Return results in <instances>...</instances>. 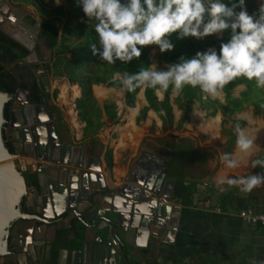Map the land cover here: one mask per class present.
<instances>
[{"label":"crops","instance_id":"obj_1","mask_svg":"<svg viewBox=\"0 0 264 264\" xmlns=\"http://www.w3.org/2000/svg\"><path fill=\"white\" fill-rule=\"evenodd\" d=\"M22 1L16 0L12 3L20 2L25 7L31 6L38 15L37 18L40 22V15L36 9ZM37 1L46 10L63 2V0H60L57 5L47 7L40 0ZM262 2L264 0H254V6L256 7ZM28 11L31 12V10ZM27 13L35 18L33 16L35 14ZM2 18L3 16L0 17V21ZM21 19L22 17H19L16 20L19 23L24 22ZM214 35L217 39L222 37V33ZM16 37L20 44L24 43L22 46L29 47L27 38L21 35ZM209 48H206V50ZM150 52L151 57L149 56ZM159 54V47L150 45L149 60L153 57V60H156L155 65L158 69H166L168 64L162 61ZM64 80L66 84L62 85V97H65L66 92L71 94V86L69 85L75 84L69 83L65 78ZM75 87L77 94L74 97L71 95L73 97L72 107L75 98L79 95L77 84H75ZM143 90L142 87L138 89L133 105L128 106L124 102L122 85L120 87H109L102 83L91 85L92 95L99 105L106 100L113 102L115 105V118L111 120L102 115L100 119L102 125L95 133L96 142L92 144L88 140L82 139L83 123L77 119L75 109L70 111V114L74 117V119L72 118L73 123L71 122L73 128L70 127V144L80 145L84 142L83 144L87 145V148L92 147L93 154L99 158L102 168L101 177L105 186L102 190H99L97 181L89 184L90 198L92 194H97L96 192L99 191L103 193L115 191L128 181L127 176L130 178L137 172H141L137 166H134L137 161L153 160L161 163L165 160L159 152L162 145L157 142L158 138L165 135L174 140L192 138L209 155L201 164H194L188 168V179L195 181L197 188L196 193L193 195V203L183 206L172 195L171 207L175 209L177 218L175 230L171 232L169 237L166 236L170 240L159 241V239H162L163 229L158 231L157 228L154 229L151 226V230L148 231L149 234L143 235V233H140L125 242V253L134 256L132 264H253L257 258L264 256V226L246 223L238 216V205L236 206L235 199L245 196L247 192L241 191L238 186L229 187L226 184H218L216 181L222 176L237 178L257 174L253 162L257 154L264 151V103L257 114L253 112L252 103H244L240 110L232 113L229 117H224L219 109L214 114L208 115L197 100L190 105L186 119L180 124L179 128H176V124L181 117V111L174 102L176 93L173 89L169 94L172 114L170 126H166L151 108L146 110L142 119L137 120L136 116L139 110L147 106ZM244 90V84H237L231 89V96L238 98ZM261 91L264 98V88H261ZM154 93L157 100L162 99V91L158 92L155 89ZM200 96L201 99L215 100L219 103L225 101L223 91L217 98L206 96L203 92ZM232 124L231 132L235 134V140L232 146L227 148L225 144L226 137L221 134V127L230 129ZM237 125L245 129L248 135L254 138L253 146L247 152H242L237 147ZM110 136L112 139L109 138ZM106 149H109L111 153V166L109 168L106 167L104 158H100ZM226 153L230 154V158L239 162L237 167H227L223 159ZM24 159L25 161L30 160V158ZM251 192L256 197L255 200H252V207H258V211L264 212V184L253 188ZM160 196L163 198L161 193ZM229 196L231 197L227 199ZM76 203L77 208L86 205L77 201ZM72 218L77 219L72 213H68L56 223L55 230L67 229ZM15 225L11 236V249L18 252L24 249L27 242L26 238L20 236L18 227L28 232L32 222L26 221L22 223L23 226L20 223ZM85 231L84 239L88 241L93 238L94 234L102 237L106 236V228L103 227V223L99 219L93 225L90 224ZM111 243L114 245L112 239ZM142 243H149L151 245L150 250L139 249ZM113 248H115V245Z\"/></svg>","mask_w":264,"mask_h":264},{"label":"trees","instance_id":"obj_2","mask_svg":"<svg viewBox=\"0 0 264 264\" xmlns=\"http://www.w3.org/2000/svg\"><path fill=\"white\" fill-rule=\"evenodd\" d=\"M16 1V0H11ZM23 3L32 5L40 15L39 38L42 44L50 51L47 61L43 62L49 76L54 78H65L69 83L77 84L79 95L74 100V109L77 119L83 123L82 139L88 140L91 144L96 142L95 133L102 125L100 120L102 115L109 119L115 118V105L111 101H104L101 105L97 103L91 92L92 84H106L109 87H120L118 81L113 80V75L117 72L130 74L139 72L142 68H148L150 60L148 57L149 46L141 49V56L133 59L129 63L116 61L115 64H108L102 61L98 55H93L90 45L97 43L98 36L94 30L95 21H90L83 13L79 0H63V2L53 8L45 9L37 0H23ZM226 4H231L235 0H223ZM264 2L254 6V0H245V7L249 14H257ZM239 10V9H237ZM230 38V30L222 32V37L217 39L215 35H209L203 39L195 37H185L178 39L177 34L173 33L169 39L174 44L171 51L160 52L159 57L166 64L176 63L179 57L191 58L196 52H203L206 48H214L219 53L220 44L227 42ZM28 50L21 44L8 37L0 30V92L11 95L16 89L25 90L29 102L43 103L50 114H55L57 121H60L58 107L50 104L49 95L41 92L38 88L32 68L24 64L22 60L27 56ZM157 70H166L158 69ZM75 84L71 86V95L77 94ZM237 84H244L245 90L240 93L238 98L231 96V89ZM128 92L123 89L124 102L132 106L135 94L138 91ZM172 87L167 91H162V99L157 100L152 88L144 89V97L147 106L139 110L136 118L142 119L147 109H153L166 126L172 123L171 107L169 104V94ZM223 103L215 100L201 99L202 91L197 86H184L179 95L176 94L174 102L181 111L176 128L186 119L190 110V105L194 101H199L202 109L207 111L208 115L215 113L219 109L224 117H229L232 113L240 110L244 103L253 104V112L257 114L262 108L264 98L261 88L256 86L255 80H247L239 77L224 86ZM56 90L51 94V99L55 97ZM10 100L4 103L2 116L4 120L8 118V108ZM230 129L221 127V134L226 137L225 144L230 148L235 140V134ZM1 137L5 148L12 153L10 143ZM162 145L159 152L165 158L163 172L166 178L174 180L172 195L179 200L183 206L193 203V195L196 193V182L188 179V168L194 164H201L207 158L208 152L200 148L192 138H178L176 140L165 135L157 139ZM264 160V151L257 154L255 160ZM104 161L106 167L111 166V153L109 149L105 150ZM257 174L264 175V168L256 166ZM26 188L38 190L36 173L34 171H20ZM229 196L227 199H229ZM256 197L252 192H247L245 196L235 199L237 212L244 208H253L252 200ZM224 200V198H223ZM24 203V197L22 204ZM228 203V202H227ZM23 209L22 207H20ZM258 207H255L256 210ZM259 225V224H257ZM263 226V225H262ZM84 226L75 218L70 219L67 229H60L55 232L51 241L50 255H55L57 249L61 247L77 248L84 240Z\"/></svg>","mask_w":264,"mask_h":264},{"label":"water","instance_id":"obj_3","mask_svg":"<svg viewBox=\"0 0 264 264\" xmlns=\"http://www.w3.org/2000/svg\"><path fill=\"white\" fill-rule=\"evenodd\" d=\"M1 2L6 9L5 12L0 9V15L3 16L1 23H5L8 19L13 20V16L15 19L22 17L21 21H25L26 18L31 20L34 25L33 34L38 35V20L25 11L6 5L3 0ZM9 12L11 16H8ZM14 21L16 25L19 24L17 20ZM1 23L0 30L3 29ZM5 34L14 39L9 33ZM40 73L36 82L42 92L45 91L44 85H47V72L42 70ZM19 93H23L25 97L23 102L25 103L26 92L24 90L17 89L11 95L0 92V255L9 256L6 240L3 238L7 232L6 227L14 218L25 216L35 219L34 225L38 224L47 228L52 225V222L61 219L67 213L76 216L85 229L99 219L102 221L103 227L106 228V236L94 234L90 241L82 240L79 247H61L51 257V239L55 231L53 227L52 235L47 239L45 246H42L41 242L28 244L30 252L24 250L21 255L17 252L12 253V264H132L134 256L125 253V242L128 239L134 238L140 233L149 234L148 231L153 226L158 231L163 229L162 239L159 241L170 240L166 236L169 237L175 230L177 214L171 207L174 180L164 177L162 171L164 160L159 168H151L142 162H136V166L141 172H137L131 178L132 182L137 184L133 191L121 187L115 189L114 193L92 194L90 198L91 193L88 187L99 174L98 158L89 157L85 161L81 159L73 161L72 152L67 151L66 154L61 152L58 162L62 165L55 169V175L52 178L48 177L47 169L36 168L38 184V195L36 196L38 199L35 201L33 209L30 206L27 207V215L20 213L19 208L26 192L25 184L19 167L15 164L14 155L5 148L1 137V125L5 121L2 116L3 105L10 99L13 102L15 98H18ZM25 105H20V116L25 124L15 129L17 141L19 138V143L28 142L30 150L26 155L34 158L45 157L43 155L44 143L42 142L40 145L32 142L37 143V130L39 127L43 129L49 114L41 105H36L34 110L32 105ZM26 107L31 108L29 113ZM38 109H42L46 114L40 116ZM30 118L36 122L34 125V122L29 120ZM30 131L36 133L35 137L32 135L33 133L30 134ZM13 151L22 153L16 147ZM73 167L78 169L74 170ZM160 193L165 197L162 198ZM76 201L86 205L77 208ZM85 233L84 230V238ZM153 233L155 234V232ZM110 238L115 248H113L114 245ZM34 246L38 247L37 252Z\"/></svg>","mask_w":264,"mask_h":264},{"label":"clouds","instance_id":"obj_4","mask_svg":"<svg viewBox=\"0 0 264 264\" xmlns=\"http://www.w3.org/2000/svg\"><path fill=\"white\" fill-rule=\"evenodd\" d=\"M79 4L88 20L95 21L98 45L92 43L91 51L108 64L138 59L141 49L149 45H157L161 53L171 51L174 44L169 37L173 33L178 39H203L230 30V38L220 44L219 53L209 48L191 58L179 57L166 70H157L153 64L133 74L115 73L113 80L128 92L141 87L160 92L171 86L179 95L188 85L217 98L226 84L239 77L255 80L257 87L264 88V4L258 15L248 13L245 0L231 4L223 0H79ZM236 134L237 147L249 151L254 138L239 125ZM223 159L227 167L239 165L230 154H224ZM256 166L264 168V160H255ZM216 182L251 192L264 184V175L222 176Z\"/></svg>","mask_w":264,"mask_h":264},{"label":"flooded vegetation","instance_id":"obj_5","mask_svg":"<svg viewBox=\"0 0 264 264\" xmlns=\"http://www.w3.org/2000/svg\"><path fill=\"white\" fill-rule=\"evenodd\" d=\"M0 5H2V4L0 3ZM9 16H11L10 12H9ZM14 20H16V19L13 16V20H9L8 19L6 21L9 24L13 25V26L15 25L16 29L14 31L17 34H19V35H21L23 37H24L23 34H25L26 36L30 37V39H28L29 40L28 41L29 47L23 46V47H25L28 50V54H29L30 50H32L34 48L35 40L37 38H39V33L36 36L33 34L34 25L31 22V20H27L25 18L24 19L25 21L21 22V24L18 22L19 23L18 25L15 24ZM0 23H1V21H0ZM2 27H3V25H2ZM1 30L3 32H5L4 28L1 29ZM12 37L14 38L13 40H15L16 42H18V43L20 42L16 37H14V36H12ZM23 44H21V45H23ZM42 70H46V69H44L43 64L40 67H36L35 66L34 68H32V72H33V75L35 76V79L37 78V76L41 75L40 71H42ZM47 76H49L48 73H47ZM44 88H45V91H42V92H46L51 97V94L53 93L54 89L50 90V92H49L48 91V84L44 85ZM50 97H49L50 104H54L55 105V103H54V98L55 97L53 99H51ZM24 99H25V97H24L23 93H19L18 94V98H15L13 100V102H12V99H10V104H9V108H8V118L1 125V132L3 134V137H4L5 140H7L10 143V145L12 147V150L14 149V147H16V149L18 151H22V153H18V152L12 151L11 154L12 155L21 156L23 162L25 160L24 158H29L31 156L26 155V153L30 150L28 142L27 143H19V138H18V141H17V134L15 133V129L17 127H20V125L25 124L23 119L20 116V112H19L20 105H23V104L32 105L33 106V110H34L36 105H41V106L45 107L43 103H38V102L37 103L36 102L31 103V102H29L28 99H27V93H26V102L25 103L23 102ZM26 110L29 113L31 111V108L30 107H28V108L26 107ZM58 110H59V108H58ZM38 113H39L40 116H44L46 114V113H44L42 111V109H38ZM15 114H16V116H15ZM48 114H49V117L44 122L43 129L39 127L38 130H37V136H38L37 143L36 142H32V143L40 144V145H42V142H43L44 143L43 147H45L44 151H43V155L45 157L39 158L40 161L37 163V167L36 168L47 169L49 171V176L48 177L52 178L55 175V169L62 165L61 163L58 162L61 152H63L64 154H66L67 151L68 152H72V157H73L72 160L73 161H77L78 159H81L82 161H85L86 158H89V157L98 158L97 156H95L93 154L94 151H93L92 147H88L87 148V145L85 146L83 144L84 142L81 143L80 145H75L73 143L70 144V142H69L70 128L66 125L64 120L60 117V121L62 122V124H63V126L65 128V131H58L57 122H56L57 119L55 117V114H50L49 112H48ZM59 114H60V111H59ZM10 117H12V118L10 119ZM29 120L31 122H34L33 125L36 123L35 121L32 120V118H30ZM33 125H31V128H33L32 127ZM30 134H31V131H30ZM35 134L36 133L33 132L32 135H34V137H35ZM90 144H89V146H90ZM104 154H105V152H104ZM104 154H103L102 157H100L101 159L104 158ZM98 160H99V158H98ZM137 162H140V163L142 162V163H144L145 165H147V166H149L151 168H153V167L154 168H159V166H161V163H162V162L161 163H157V162H155L153 160H150V161L139 160ZM164 164H165V160L163 162V167H164ZM134 166H136V163H134ZM163 167H162V171H163ZM73 168H74V170L78 169L77 167H73ZM99 168H100L99 171H98L99 174L96 175L95 178H97V179L94 182L97 181L98 189L102 190L104 188L105 184L103 183L102 177H101L102 168H101V165H100V160H99ZM34 172L37 173L36 169L34 170ZM132 176L130 178H129V176H127L126 179L128 181H126L125 184H122L119 188L123 187V189H128V190H132L133 191L137 184L132 182V180H131ZM164 177H165V174H164ZM25 189H26L25 191H27V192H25V194L27 193V196L30 195L31 197L29 199L27 198L28 204H26V200L24 199L23 205L20 206L23 209L19 208V212L27 215L28 214L27 213V207L30 206L32 209L35 207V204H36L35 201H37V199H38V197L36 196V195H38L37 194L38 190L35 191V190L31 189V188H26V187H25ZM96 193H103V192L99 191V192H96ZM113 193H114V191H113ZM164 197H165V195H163V198ZM33 198L35 199L34 202H32ZM67 214H65L59 220H62ZM59 220L52 222V225L48 226V228H47L45 226L38 225V224L34 225L36 220L32 219L30 217H27V216H25V217H17V219L15 218L14 222L16 221L17 224L20 223V225H22V223H25L26 221H31L32 222L31 228H30V230L28 232H25V231L22 230L21 227H18L20 236L22 238H26L27 242H26L23 250H20L18 252L16 251V252L18 254H20V255H21V253L24 250L30 252L28 244H31L32 242H36V243H40L41 242L43 244L42 246H45L46 245L45 243L47 242V239L50 238L51 235H52L51 231H52L53 227L56 229V223ZM11 225H12V223H11ZM11 225L8 227V233H7L6 237H5L6 247H7V251L9 252V256H3L4 259L2 261V264H4V262H5V264H12V261H11L13 259L12 253L15 252V251H13L11 249V243H12L11 242V236H12V231L14 229V227H12ZM55 232H56V230L54 231V234H53V237H52L51 241L54 238ZM150 248H151V245L149 243H146V244L142 243V246H139V249H143V250L146 249L147 251L150 250ZM34 249L36 250V252L38 251V247L37 246L36 247L34 246ZM143 250H141V251H143ZM139 254L141 255V253H139Z\"/></svg>","mask_w":264,"mask_h":264},{"label":"rangeland","instance_id":"obj_6","mask_svg":"<svg viewBox=\"0 0 264 264\" xmlns=\"http://www.w3.org/2000/svg\"><path fill=\"white\" fill-rule=\"evenodd\" d=\"M4 1H5V3L8 6L15 7V8H18L19 10H23V11H27L29 13L35 14L33 16L36 18V20H39L37 18L38 15L34 12L33 8H31V6H26L25 7L24 5H21L20 2L12 3L11 0H4ZM40 2L41 3L43 2L47 7H51V6H54V5L58 4V3L55 2V0H40ZM16 5H18V6H16ZM22 6L25 7V8H23ZM27 9L31 10V12L28 11ZM2 25H3V28L5 30L4 33H11L10 35H12L14 37L19 36V34L17 35V33L14 31L16 29L15 25L13 26V25L9 24L7 21H6V23H2ZM23 35H24L25 38L30 39L29 36H26L25 34H23ZM149 56L150 57L152 56L151 52L149 53ZM48 58H49L48 49H46L43 46L41 39L37 38L35 40V42H34V48L32 50H30V53L22 60V62L24 64H28L31 68H34L35 66L36 67H40L43 62L48 60ZM150 60H151L150 65L155 64L156 60H153V57ZM158 62H160V61L158 60ZM64 82H65L64 78H54V77H51V76H47L48 91L50 92V90H53V89L56 90L54 103L59 108V111H60L59 116L64 120V122L66 123V125L69 128L70 127L73 128L71 126V122H72V118L74 119V117H73V115L70 114V111L72 110V103H73V97L74 96L71 97V94H68L66 92L65 97H62V94H63L62 85L66 84ZM15 116H16V114H15ZM56 122H57L58 131H65V128H64L62 122L59 121V120L56 121ZM109 138L112 139L111 136ZM110 141L112 142V140H110ZM111 147H112V144H111ZM13 158L15 159V164L19 165L18 162L16 161L17 159L15 157H13ZM18 169H20V167ZM23 197H25L24 199L26 200V204H28L27 198L29 199L31 196L30 195L27 196V193H26V194L23 195ZM34 201H35V199L33 198L32 202H34ZM252 210L253 211H258V210H255V208H252ZM14 220H15V218L6 227V231H7L6 235L8 233V227L11 225V223H12V225H11L12 227L16 226L15 224H17V222L15 221L16 222L15 223ZM6 235L3 237L4 239H5ZM3 256H4V254L0 255V264H2V261L4 259ZM4 264H5V262H4Z\"/></svg>","mask_w":264,"mask_h":264},{"label":"built area","instance_id":"obj_7","mask_svg":"<svg viewBox=\"0 0 264 264\" xmlns=\"http://www.w3.org/2000/svg\"><path fill=\"white\" fill-rule=\"evenodd\" d=\"M72 109H74L72 107ZM76 112V111H75ZM33 132H31L32 134ZM14 157L17 159L16 161L18 162V167H20V171L23 170H29V171H34L37 167V163L40 161L39 158H33L29 157V161L23 162L22 157L18 155H14ZM21 162V163H19ZM238 216L245 221L246 223L249 224H259L264 226V212L261 211H253L251 208H244L240 209L237 212ZM253 264H264V256L257 258Z\"/></svg>","mask_w":264,"mask_h":264},{"label":"bare ground","instance_id":"obj_8","mask_svg":"<svg viewBox=\"0 0 264 264\" xmlns=\"http://www.w3.org/2000/svg\"><path fill=\"white\" fill-rule=\"evenodd\" d=\"M0 3H2V2L0 1ZM0 9L3 10L4 12L6 11L5 7L2 5H0ZM6 13H8V12H6ZM8 16H9V14H8ZM0 17H2V16L0 15ZM2 243H3V240H2Z\"/></svg>","mask_w":264,"mask_h":264}]
</instances>
